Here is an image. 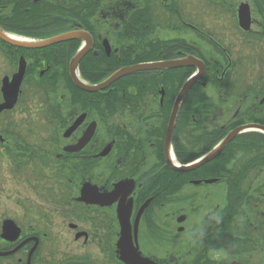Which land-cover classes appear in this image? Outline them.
<instances>
[{
	"label": "flooded vegetation",
	"instance_id": "af4514ba",
	"mask_svg": "<svg viewBox=\"0 0 264 264\" xmlns=\"http://www.w3.org/2000/svg\"><path fill=\"white\" fill-rule=\"evenodd\" d=\"M263 38L264 0H0V264H264V132L198 164L264 125Z\"/></svg>",
	"mask_w": 264,
	"mask_h": 264
},
{
	"label": "water",
	"instance_id": "95a60500",
	"mask_svg": "<svg viewBox=\"0 0 264 264\" xmlns=\"http://www.w3.org/2000/svg\"><path fill=\"white\" fill-rule=\"evenodd\" d=\"M190 65H196L199 67L201 72H204L205 70V65L203 63L202 60L197 59V62L195 61H191L188 62ZM184 65V63H183ZM21 71V70H20ZM202 73H200L197 77H201ZM23 78V71L17 73L14 75L13 80L11 82H4L3 86H2V90L4 92V102L0 103V111L7 109V108H11L14 106L15 102H16V98H17V94H18V90H19V86L21 83V80ZM194 79V78H193ZM192 79V80H193ZM187 81L185 83V85L183 86L182 92L180 93L179 98L181 99V96H184V94L189 90L191 82ZM82 85V84H80ZM87 88V86H85ZM104 87V84H100L99 86H94V87H88L89 89H100ZM177 114V109L174 110L173 114H172V118L167 130V138L169 139V137L171 136V133L173 131V127H174V120H175V116ZM248 128H257V129H262L264 130V126H260V125H255V124H248V125H244V126H240L238 128H235L234 130H232L225 138V140L222 142V144L214 151L212 152L208 157L204 158L200 163H203L207 160H210L211 158H213L214 156H216L221 150L222 148L226 145V143H228L231 139H233L234 137H236L240 132H242L243 130H246ZM195 166V165H194ZM183 168H193V166L190 167H183ZM84 194L82 195L83 198ZM122 243V242H120ZM121 258L123 260H125L128 264H156L154 263L152 260H150L149 258H145L140 256L139 253H131L129 254L127 251L124 252V254L121 256Z\"/></svg>",
	"mask_w": 264,
	"mask_h": 264
},
{
	"label": "rangeland",
	"instance_id": "374dc122",
	"mask_svg": "<svg viewBox=\"0 0 264 264\" xmlns=\"http://www.w3.org/2000/svg\"><path fill=\"white\" fill-rule=\"evenodd\" d=\"M264 40V38H263ZM264 44V43H263ZM255 52V56L250 58V63L249 66L253 67L254 69H256L257 66V58H256V52L258 54V56L260 57L261 55L264 56V47H262L261 49H257ZM248 61V62H249ZM247 62V64H248ZM261 68L264 70V61L261 63ZM245 82V79H244ZM248 82L245 83V85ZM25 117V115L23 116ZM5 159V163H7L9 160L6 157H3ZM31 155L29 153L26 154V158H24L23 160L25 161H30ZM12 172H15L16 166L15 165H10ZM28 170V168L26 167H22L20 168V173L21 174H25ZM0 180L3 181V183H0V202L3 203V205H5L7 207V211H10L9 208L13 205H11L12 203H14L17 198L22 197V199L24 200L27 196L29 197L30 191H22V189H19L21 192H18L17 188H16V182L15 180L9 175L8 171L1 165L0 162ZM19 185V184H17ZM20 186H23L20 185ZM22 188V187H21Z\"/></svg>",
	"mask_w": 264,
	"mask_h": 264
}]
</instances>
